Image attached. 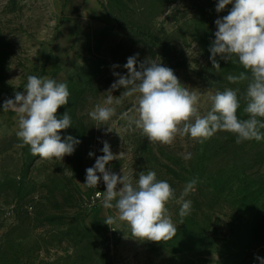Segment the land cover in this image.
<instances>
[{
  "label": "rangeland",
  "instance_id": "obj_1",
  "mask_svg": "<svg viewBox=\"0 0 264 264\" xmlns=\"http://www.w3.org/2000/svg\"><path fill=\"white\" fill-rule=\"evenodd\" d=\"M97 2L95 15L71 18L63 0H0V264H261L256 257L264 259V139L236 143L235 135L218 131L203 142L189 135L171 146L153 144L125 118L136 115L134 97L113 105L107 125L89 116L118 79L113 72L126 75L123 65L138 54V70L147 59L161 61L198 92L202 116L211 109L210 95L239 89L238 116L247 119V82L226 79L244 69L217 56V70L210 61L215 20L233 5L217 12L219 0ZM29 75L68 85L69 102L57 116L67 111L72 127L60 134L80 143L63 160L41 159L20 147L16 113L3 110L7 99L25 91ZM105 141L113 154L123 153L106 169L131 174L133 183L139 173L155 171L178 198L188 182L197 181L185 197L192 211L183 224L181 205L168 204L177 225L172 239H136L126 222L104 223L116 216L114 208L86 204V169L103 155Z\"/></svg>",
  "mask_w": 264,
  "mask_h": 264
},
{
  "label": "clouds",
  "instance_id": "obj_2",
  "mask_svg": "<svg viewBox=\"0 0 264 264\" xmlns=\"http://www.w3.org/2000/svg\"><path fill=\"white\" fill-rule=\"evenodd\" d=\"M229 4L233 6L228 14L215 20L217 30L209 49L210 61L212 68L217 70L221 68L217 56L226 62H238L244 69L238 75L229 74L226 79L233 84L247 82L243 96V112L247 114V119L238 116L241 108L239 89L226 88L210 95L211 109L202 116L198 107V92L185 87L174 71L163 66L161 61L147 59L139 64L138 70V54L129 57L123 65L126 75L113 72L118 79L107 91L109 94L103 103L96 104L90 111V118L98 125H107L115 115L113 105H120L125 98L134 97L136 115L132 117L125 113V118L129 127L135 125L153 144L171 146L177 137L189 135L203 142L218 131L235 135L236 143L264 139L261 132L264 129V0H219L216 11H223ZM175 7L173 5L167 12ZM119 88L124 91L114 96L112 92ZM24 90L16 92L14 99H7L3 104L5 112L11 110L16 113L19 146H28L32 155L46 160H63L66 155H72L80 141L71 135L62 139L60 134L72 127L71 117L67 111L62 117L57 116L58 109L69 102L67 83L47 75H29ZM101 151L103 155L86 169L83 185L96 188L101 180L97 173L102 174L106 191L96 192V197H102L105 209L116 210V216H108L104 223L110 226L117 219L126 222L131 235L142 241L160 243L172 239L177 225L171 218L168 204L175 200L181 205L179 216L180 224H183V218L192 211V202L185 197L195 190L197 181L188 182L177 198L167 181L157 180L155 171L139 173L135 183L133 176L123 170V175L110 172L106 165L123 153L113 154L107 141ZM92 155L90 152L89 156ZM185 158H190V155ZM118 185L122 187L118 188ZM256 258L264 264V259Z\"/></svg>",
  "mask_w": 264,
  "mask_h": 264
},
{
  "label": "crops",
  "instance_id": "obj_3",
  "mask_svg": "<svg viewBox=\"0 0 264 264\" xmlns=\"http://www.w3.org/2000/svg\"><path fill=\"white\" fill-rule=\"evenodd\" d=\"M68 17L82 18L100 11L97 0H63Z\"/></svg>",
  "mask_w": 264,
  "mask_h": 264
},
{
  "label": "built area",
  "instance_id": "obj_4",
  "mask_svg": "<svg viewBox=\"0 0 264 264\" xmlns=\"http://www.w3.org/2000/svg\"><path fill=\"white\" fill-rule=\"evenodd\" d=\"M97 175L101 176V180L96 188H88L85 185H83V191H84V200L88 206L91 208H98L103 207L102 206V197L98 198L96 197V192L98 191H106V185L103 182L102 174L99 172ZM86 182V181H85ZM104 208V207H103Z\"/></svg>",
  "mask_w": 264,
  "mask_h": 264
},
{
  "label": "trees",
  "instance_id": "obj_5",
  "mask_svg": "<svg viewBox=\"0 0 264 264\" xmlns=\"http://www.w3.org/2000/svg\"><path fill=\"white\" fill-rule=\"evenodd\" d=\"M231 259V258H230ZM230 259H228V260H230Z\"/></svg>",
  "mask_w": 264,
  "mask_h": 264
}]
</instances>
